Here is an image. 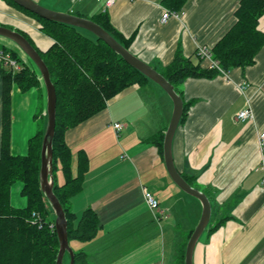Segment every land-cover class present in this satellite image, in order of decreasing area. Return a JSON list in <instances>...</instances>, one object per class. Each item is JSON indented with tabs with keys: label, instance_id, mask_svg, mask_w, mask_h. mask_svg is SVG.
I'll list each match as a JSON object with an SVG mask.
<instances>
[{
	"label": "crops",
	"instance_id": "0c3cea01",
	"mask_svg": "<svg viewBox=\"0 0 264 264\" xmlns=\"http://www.w3.org/2000/svg\"><path fill=\"white\" fill-rule=\"evenodd\" d=\"M34 1L87 19L107 12L120 33L135 37L132 53L158 69L177 52L195 59L198 48L211 50L235 23L241 0H190L178 18L166 23L163 0H116L110 7L109 0ZM0 26L27 32L40 49L51 44L39 25L7 0H0ZM259 28L264 32V16ZM208 66V61L202 63ZM3 87L0 77V156ZM42 89L12 90L15 156L26 155L29 140L44 129L29 122L37 118ZM182 90L191 107L173 141L176 168L195 177L196 189L210 199L216 217L211 226L228 218L216 231L205 230L193 264H264V153L259 142L264 132V48L245 71L235 69L229 78H191ZM163 91L151 82L133 87L66 135L74 175L78 153L89 158L83 190L73 198L72 208L78 218L95 209L100 229L94 240L71 241L70 246L86 253L91 264H180L182 246L201 219L202 205L173 182L164 156L150 142L172 118V104ZM247 102L254 119L236 120ZM40 112L41 120L47 119L43 106ZM116 123L124 125L119 132ZM145 191L158 200L167 219H155Z\"/></svg>",
	"mask_w": 264,
	"mask_h": 264
},
{
	"label": "trees",
	"instance_id": "16d2710c",
	"mask_svg": "<svg viewBox=\"0 0 264 264\" xmlns=\"http://www.w3.org/2000/svg\"><path fill=\"white\" fill-rule=\"evenodd\" d=\"M11 5L32 18L50 41L43 50L36 46L29 34L13 29L34 46L50 72L57 93L56 130L53 139L54 194L59 200L68 223L69 241L94 240L100 223L95 209H87L80 218L72 208V200L83 190L89 170V158L84 151L78 153L77 173H73V153L66 135L105 110L108 103L133 87H143L152 82L140 71L130 66L119 54L95 35L88 37L80 28L43 19L7 0ZM190 0H163L165 9L181 14ZM264 16V0H241L235 11L233 26L211 48L213 58L228 72L245 71L256 64L264 48V32L259 28ZM96 22L123 47L131 51L135 37L126 38L112 24L107 12L95 15ZM12 29V28H10ZM132 52V51H131ZM0 77L3 80V123L0 156V264H57L59 238L56 232V214L41 187L42 146L46 129L40 130L28 142V152L23 156L12 154V90L17 86L22 93L45 88L36 65L22 63L18 52L0 45ZM20 67L15 70L5 56ZM206 61L196 53L195 59L177 52L173 61L163 68H155L175 88L183 99V85L191 78H214L220 72L202 67ZM184 100V99H183ZM191 103L184 102L181 123L187 118ZM180 123V124H181ZM168 128V127H167ZM167 128L153 136L150 142L163 155V142ZM64 183H58V171ZM180 172V171H179ZM194 188L195 177L180 172ZM22 184L21 196L26 206L18 208L11 203V190L15 183ZM228 218L220 219L207 227L214 232ZM53 225V227H51ZM206 229V230H207ZM194 230L188 235L180 253V264H185L186 247ZM74 264H91L84 252H74Z\"/></svg>",
	"mask_w": 264,
	"mask_h": 264
},
{
	"label": "water",
	"instance_id": "95a60500",
	"mask_svg": "<svg viewBox=\"0 0 264 264\" xmlns=\"http://www.w3.org/2000/svg\"><path fill=\"white\" fill-rule=\"evenodd\" d=\"M10 1L43 19L71 25L91 32L98 39L104 41L114 52L119 54L130 66L140 71L147 78L156 83L171 98L173 102V114L165 132L163 142V156L166 168L173 182L183 192L198 199L202 203L203 208L201 219L197 227L194 229V232L190 237L186 247L185 264H193V255L196 244L207 229L212 218V205L208 196L204 192L192 187L182 177L175 165L173 156V141L184 114V100L182 97L175 91V88L164 76H162L152 66L134 55L131 51L123 47L112 35H110L96 22L74 14L60 13L50 10L35 2L34 0ZM0 36H3L16 43L36 65L42 75L43 83L47 92L48 124L42 146L41 187L56 214L55 226L60 243L57 264H64V258L67 253L70 254V264H74V251L70 246L67 232L68 223L62 205L53 191V139L56 130L57 109L56 89L51 81L50 72L47 65L25 36L13 29L3 26H0Z\"/></svg>",
	"mask_w": 264,
	"mask_h": 264
},
{
	"label": "built area",
	"instance_id": "2783aa9c",
	"mask_svg": "<svg viewBox=\"0 0 264 264\" xmlns=\"http://www.w3.org/2000/svg\"><path fill=\"white\" fill-rule=\"evenodd\" d=\"M115 1L116 0H109L106 4L107 7L112 6ZM179 16L180 15L177 13L164 9L162 23H166L168 19L171 17L178 18ZM197 53L202 59H205L206 61H208L211 69L217 70L220 72L222 76L229 78L230 74L221 68L219 62L213 58L210 49L205 48V47H200L198 48ZM5 58L6 60L9 61V64L13 66L15 70L20 69L18 64L12 58H10V56L6 55ZM235 118L236 120L242 121V122L252 121L254 119V112L249 102H247L246 106L238 114H236ZM114 128L116 129V131L119 132L124 128V125L121 123H116L114 125ZM259 142H260L261 152L264 153V132L260 133ZM144 197H145L146 203L148 204L149 208L154 213L155 219L161 220V219L168 218L166 211L160 207L158 200L151 193L145 191ZM51 227H53V225Z\"/></svg>",
	"mask_w": 264,
	"mask_h": 264
},
{
	"label": "rangeland",
	"instance_id": "374dc122",
	"mask_svg": "<svg viewBox=\"0 0 264 264\" xmlns=\"http://www.w3.org/2000/svg\"><path fill=\"white\" fill-rule=\"evenodd\" d=\"M80 32H82L83 35L88 36V37H93L94 36L91 32H89L87 30H84V29H80ZM0 45H6L7 47H9V46L13 47V49H15V51L18 52L19 57H20L22 63H26V64H29V65H33L32 61L29 59V57L13 41H11V40L3 37V36H0ZM151 84H155V86H158L153 81L151 82ZM42 88H43L42 89L43 90V99H42L43 102L42 101L40 102L41 103L40 110L42 109V106H43V110L44 111H47V92H46V89H44V87H42ZM35 90H40V89H35ZM163 92L166 94L165 96H166L168 102H170L172 104V112H173V102H172L171 98L168 96V94L165 91H163ZM40 110L38 111L37 118H35L34 120H29V122L31 124H33L34 127H38L37 125H39V128L43 127L44 129H47L48 121H47V119H43V121L41 120V117H40L41 112H40ZM58 183L60 185L64 183V177L62 175L61 170L58 171ZM21 189H22V184L20 182H17V183H15L13 185L12 190H11V203H12V205H14L15 207H18V208H22V207H25L26 206V200H25V198H23L21 196ZM191 198H194V197L191 196ZM195 200H197V202H200L196 198H195ZM200 204L202 205L201 202H200ZM202 210H203V208H202ZM215 218L216 217H215V214H214V211H213V216H212V222H211V224L213 223V221L215 220ZM55 220H56V218H55ZM73 251H74V249H73ZM64 264H70V254H68V253L66 254V256L64 258Z\"/></svg>",
	"mask_w": 264,
	"mask_h": 264
}]
</instances>
